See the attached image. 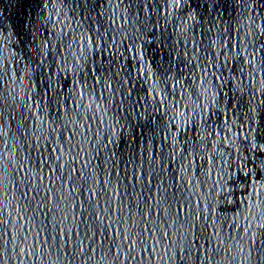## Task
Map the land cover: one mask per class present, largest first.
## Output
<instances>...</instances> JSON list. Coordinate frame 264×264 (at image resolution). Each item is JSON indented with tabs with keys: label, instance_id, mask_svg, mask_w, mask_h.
I'll list each match as a JSON object with an SVG mask.
<instances>
[{
	"label": "water",
	"instance_id": "obj_1",
	"mask_svg": "<svg viewBox=\"0 0 264 264\" xmlns=\"http://www.w3.org/2000/svg\"><path fill=\"white\" fill-rule=\"evenodd\" d=\"M0 264H264V0H0Z\"/></svg>",
	"mask_w": 264,
	"mask_h": 264
}]
</instances>
